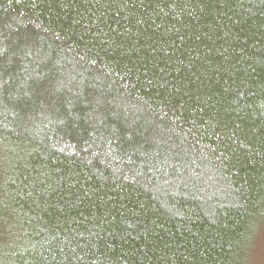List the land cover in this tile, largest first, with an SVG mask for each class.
<instances>
[{
    "label": "trees",
    "instance_id": "obj_1",
    "mask_svg": "<svg viewBox=\"0 0 264 264\" xmlns=\"http://www.w3.org/2000/svg\"><path fill=\"white\" fill-rule=\"evenodd\" d=\"M0 264H264V0H0Z\"/></svg>",
    "mask_w": 264,
    "mask_h": 264
}]
</instances>
